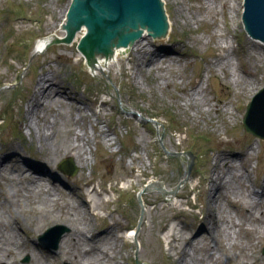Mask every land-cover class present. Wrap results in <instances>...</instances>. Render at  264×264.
<instances>
[{
  "label": "rangeland",
  "instance_id": "rangeland-1",
  "mask_svg": "<svg viewBox=\"0 0 264 264\" xmlns=\"http://www.w3.org/2000/svg\"><path fill=\"white\" fill-rule=\"evenodd\" d=\"M57 1L0 0V156L6 157L5 162L7 161L8 169L11 170L14 169L16 160L21 162L26 169V172L23 171L25 175L32 172V167L43 168L41 171L47 178L42 177L41 183L62 197L63 201L70 200L75 203L76 197L71 190L77 186L84 187L92 207L91 227L89 225L85 232L83 230L84 236L87 232H94L99 238L110 226L116 227L117 223L128 226V230L118 233L122 238L116 240L115 248L108 249V253L112 251L116 255V259L111 260L110 264H120L119 261L124 264H178V255H175L176 250L172 249V246L179 248L186 242L189 247L190 243L187 241L194 242L195 239L204 237L201 223H208L209 199L206 191L210 187L205 179L208 177L209 181L211 180L216 155H225L228 158L237 156L240 161L239 153L244 149L248 150L250 145L253 146L254 149L250 151L254 160L249 165L244 164L242 168L240 161L237 172L239 173L240 169H243L245 174L249 172V179L244 178L248 181L243 183V189L245 187L251 191L254 181H259V188H263V180L260 178L264 175V139L247 132L242 125L246 107L251 99L248 97L246 102L242 103L236 93L230 71L213 66L216 55L222 52L214 47V33L228 38L227 53L230 57L233 56V41L239 45L248 41L258 46L257 52L262 55V59L250 55L246 59L248 67L256 73L254 90L249 93L253 94L264 88V47L252 42L244 29V0H232L237 9L234 22L227 18L229 6L226 3L224 9L222 0H214L216 18H213L210 12L213 0H181L182 13L188 20L191 17L186 26H182L181 21L179 24L175 22L178 6L172 0H163L168 23L171 25L169 38L167 36L163 37L164 40H158L149 37L143 41L152 44L147 46L159 58L178 56L170 51L167 55L168 53L163 51L172 45L178 51H186L179 66L169 70L168 73L175 78L174 85L167 88L157 85L155 73L133 78L132 70L138 63L136 52L133 55L128 52L120 55L115 63L109 66V76L90 71L84 57L78 56L77 44L81 34H78L70 45L57 42L50 44L45 52L38 53L36 44L39 39L51 34L63 37L61 26L65 18L61 20L62 13L59 9L63 10V4L69 5L72 0H61V7ZM202 4L204 6L199 9L198 6ZM212 21L214 23H211ZM156 49L159 51L156 52ZM144 64L147 67V63ZM237 65V59L234 58L233 69L236 70ZM45 71L54 74L53 81L59 86L58 91L54 89V95L59 101L71 103L64 91L66 89L75 92L79 100H85L87 113H94L91 120L85 122V133L90 137L88 148L91 153L87 155L88 165L83 175L72 155L63 152L57 155L50 144L45 150H40L36 135L30 136L27 128H20L26 116L27 100L33 95L34 86ZM195 82L207 87L210 94L206 95L212 103L223 101L219 103L220 112L216 110L210 116H201L194 115L193 108L184 107L183 97ZM227 84H230V87ZM225 104H228V107H225ZM234 104L240 106L241 114L235 112ZM225 109H229L231 114L223 115ZM65 113L69 116L70 127L74 126L73 119L79 114L75 112L72 118L71 108H65ZM61 118L60 116L58 120L61 129L65 130ZM95 122H101L100 127L108 133L110 146L107 147L104 143L101 147L97 143L103 138L99 135L94 137ZM77 131L82 133L79 128ZM14 151H17L19 156L16 160ZM68 158L73 160L77 168L72 176L59 169L60 163ZM188 165H192L190 172ZM14 170L17 172L13 174L19 177V168ZM50 170L57 175L59 173L61 177H48L46 174L51 173ZM237 181L241 180L237 178ZM152 184H158L170 192L174 191L170 197L175 202L174 208L168 206V197L159 189L151 187L146 191L147 186ZM18 188V182L13 184L0 179V199H5L6 202L0 205L2 211L22 224L27 234L34 236L32 243L38 254V248L42 247L48 252L53 264H72L68 258L50 257L57 253L64 237L70 238L71 229L66 219L59 218L56 212L57 218H51L53 220L46 224L47 218L37 214L33 207L38 205L23 197ZM93 188L96 190L91 192ZM231 196L228 192L214 194L212 207L220 206L234 218H239L235 242L249 246L242 248L235 243L236 247L229 251L234 261L228 264H242V261H246L245 264H264V261L257 262L248 258L252 249H256L258 257L263 256L264 239L259 238L254 244L242 239L239 228L247 226L254 229L255 226L248 222L247 217L243 218L241 214L236 216L235 211L229 207L230 204L226 203V198L232 199ZM238 199L240 202L236 203L244 207L246 202ZM154 205H157L156 208ZM263 205L264 203L261 206ZM257 217L262 221L255 220ZM7 219L12 222L8 217ZM252 220L256 226L264 229L263 214L253 212ZM189 223L197 231L193 238L185 227ZM56 225L65 228L64 236L60 239L56 252L48 251L40 245L38 237ZM10 228L6 224L2 226L3 230L9 231ZM217 228L221 231L220 224ZM173 229L177 238H168ZM99 245L102 246V243ZM61 247L64 248L63 244ZM188 247L186 246V253L190 258L193 252ZM27 256L24 254L19 260L29 264L30 259H26Z\"/></svg>",
  "mask_w": 264,
  "mask_h": 264
},
{
  "label": "bare ground",
  "instance_id": "bare-ground-1",
  "mask_svg": "<svg viewBox=\"0 0 264 264\" xmlns=\"http://www.w3.org/2000/svg\"><path fill=\"white\" fill-rule=\"evenodd\" d=\"M161 2L163 3V0H161ZM172 2H174L178 6V17L175 22L179 24L181 21V25L186 26L190 22L191 17H189L190 20H188L184 16L185 14L182 13L181 0H172ZM222 2L225 3L223 4L224 9L226 8V3H228L229 12L227 18L231 22H234V17L237 14L236 5L235 3H233L234 1L232 2V0H222ZM57 3L59 7H61V0H58ZM72 3L73 2H71V4L69 5L63 4V10L59 9L60 13H62L61 20L65 18L64 22L62 23V29L68 16L67 11L68 9L70 11ZM212 4L213 5L211 6L210 12L212 13V17L216 18L217 10L214 0ZM200 6L203 7L204 4L199 5V9ZM211 23H214V21H212ZM51 26H53V24H51ZM77 26L69 40L76 39L77 37H75V34L77 33L81 34V36L83 37L88 32V25L81 23ZM170 32L171 29L168 35L170 34ZM65 34L66 33L63 29L62 36H64ZM230 34H232V32ZM160 36L161 35H159V37ZM213 37L216 39L214 45L215 49L222 51L220 54L216 55L213 66H218L217 68H220L221 70L223 69L230 71V76L234 78L233 81L234 85L236 86L234 87L235 90L237 89L236 93L238 94L239 99L242 103H245L248 97L250 99L254 98L257 95V92L251 94V91L254 90L253 88L256 84V73H254L248 67V62L246 59L249 55L252 57H257L258 59H262V55L257 52L259 47L251 44L248 41H245L242 45H237L235 48L232 46L231 54L233 56L230 57L227 53L228 38L225 36H220L216 33L213 34ZM55 38L62 37H59L57 34H51L40 40L37 45L38 51L40 49V46L48 44L50 41L53 42ZM251 41L255 42L256 44L259 43L261 45H264L263 42L257 39H252ZM132 44V47H129L127 49L118 48L115 49V51L113 50L114 52H109L110 56H108V58L107 54L102 55L103 52H101V54H99L98 56L100 63L104 68H109V66L115 63L114 61H116V59H118L120 55L124 54L125 51L128 53H132V55L134 52H136L138 63L132 70V72L134 73V79L136 78V76H138V78H142L146 74L150 75L155 73L154 79L158 86L166 88L173 86V78H175V76L168 72L170 69H173L174 66H179V63L184 58V54H186V51H178V49L175 48L174 45H172V47L170 48H164L165 50L163 51H166V53H168L167 55H169L170 53H175L178 56L170 55L159 58L158 55L152 52L151 48L147 46V44L152 45L150 42L146 43L143 41V39H141L138 41H133ZM238 47H240L238 50V54L235 55L234 51ZM45 51L46 50L39 52L42 53ZM155 51L158 52L159 50L156 49ZM112 52L113 54H111ZM192 55L195 56L194 54ZM144 58H146V60ZM234 58L237 59L239 65V68L237 65V69L241 73L238 72L237 69H233L232 65ZM144 63H147V67ZM210 64H212V62ZM53 75V73L48 74V72L45 71L42 73L40 80H38V82L35 84L34 93L30 97V99L27 100L26 116L23 119L20 128H27L30 136H32L33 134L36 135V137L38 138L37 140L40 143V150H45L47 145L50 144L53 145L52 149L54 150V152H57V155L62 152L64 154L72 155L75 158V164L80 167L81 175H83V173L85 172V168L88 165L87 155L88 153H91L88 148L91 142L89 139V135L85 133V122L91 120V116L94 115V113H92V115L87 113L88 107L87 104L84 103L85 100H79L80 98L75 92L67 91L66 89L64 91V93H67V98H69L71 103H63L62 101H59L54 95V89L58 91L59 86L53 81ZM197 83L200 84L199 82H195L192 86V89H187L186 94L183 97V100L185 102L184 107L193 108V110L195 111L194 115L201 116H210L211 113L216 110L220 112L221 108L219 106V103H223V101L219 100L218 103H212L211 99L208 97L210 93L207 87L202 84L198 85ZM227 85L230 87V84ZM225 107H228V104H225ZM65 108H71L70 116L72 118L74 117L75 112L79 114L76 118L73 119L74 126L70 127L69 116L65 113ZM233 109L237 114H241L240 106H235L234 104ZM47 111H49L50 113H47ZM229 111V109H225L222 114L227 115V113H230ZM60 116L62 117L60 119L62 121V125L66 127L65 130L61 129L60 122L58 120ZM33 123L36 126L35 131L33 130ZM100 123L101 122H95L94 124L93 131L97 133H95L94 137L96 138V135L101 136L103 139L101 141H97V143L101 147H103L105 143L108 147L111 145V139L108 137V133L100 127ZM77 128H79L82 133L77 131ZM57 136H59V138ZM253 149L254 147L250 145L248 150L244 149L242 153H239V155H241V168L244 164L249 165L254 160V158L252 157L253 153L250 151ZM17 153V151H14V154L16 155L14 156L15 160L18 159L17 157H19ZM5 159L6 157L0 156V179L4 181L7 180L13 184L18 182L20 186V188H18V191L22 193L23 197L38 205H34L33 207L37 210V214H42L45 219L47 218V220L45 221L46 224H48L49 221L53 220L51 218H57L55 214L56 212L58 213L59 218L66 219V222L71 229L69 235L70 238H63L62 243L59 247L60 254L57 256L58 258H68L70 263L72 262V264H110L111 260L116 259V255L112 253V251L108 253V249H114L116 240L122 238L120 234H117L119 225L115 228L113 227V225L110 226L99 238H96L93 234V240L91 242L85 240L84 232L89 225L91 227L90 210L92 209V207L91 201H88L87 199L88 192L85 191L87 194L85 193L84 197L79 196V200L75 198V203L70 202V200L63 201L62 197L54 194V191H52V189L44 186L41 183L43 173L40 167H32V172L28 175H25L23 171L26 172V169L21 162L16 160L14 169H16V167L19 168L20 172H18L20 176L18 177L17 175L13 174V172L17 171H15L14 169H8L7 161L5 162ZM238 161L239 159L237 156H234L232 158H228L225 155L215 156L214 170L211 180L209 181L208 177L205 179L206 184H208L210 187H208L206 191L209 199V206L207 210L208 223L205 221L204 224L201 223L202 228L205 232L204 237L202 239H195L194 242L187 241L188 244L190 243L189 247L186 242L183 243L179 248H175L172 246V249L176 250L175 255H178V264H228L234 261V257L229 255V251L234 246L236 247V227L240 223V220L238 217V219L234 218L231 213H228L227 210H224L220 206L212 207V201L215 198L214 194L221 195L225 192L232 194V199L230 197L226 198V203H229L231 205V207L236 212V216H240L241 214L243 218L247 217L248 222L255 226L254 229L248 228L247 226H241L239 228V231H241L242 234V239H244V241H247L249 243L253 242L252 244H254L257 239H264V229L261 226H256L253 223L254 221L252 220L253 212L261 213L264 215V205L263 207L261 206L262 203H264V175L263 181L261 182L263 186L261 192H256L254 187H252L251 191L245 187L243 189V183H246L248 181L244 178H248L247 175H249V172L245 174L243 169H240L238 173L237 169L240 165V161L239 164ZM51 171L52 170H50L49 172ZM237 178L241 181H237ZM152 186L164 191L167 197L174 194L173 192H170L169 190L159 186L158 184H152ZM259 189L261 190V188ZM93 190L96 189L93 188L91 192H93ZM77 192L80 193V189L77 190ZM78 193L76 194L77 196ZM176 198H178L177 195ZM238 198H241L246 202L245 204L242 202L244 204V207L242 204L236 203L237 201H239ZM154 206L156 208L157 205ZM168 206L174 208L175 203L170 202ZM5 214L6 213L3 212L0 208V264H19L18 259L24 254L30 255L29 264H49L46 257H40L37 253H35L34 249L28 245L29 237L27 236L23 228L24 226ZM6 216L12 222H10ZM256 219H258L259 222L262 221L258 217L255 218V220ZM4 224L8 225V227H11L9 231L2 229V226H4ZM219 224L221 225V231H219L217 228ZM185 227L190 230V224H186ZM195 234H197V231H195ZM190 237L193 238V235H190ZM168 238H177L174 229L170 232ZM99 243H102V246L99 245ZM62 244L64 248L61 247ZM237 245L242 248L249 246V244L239 242ZM186 246L188 247V249H190L191 252H193V255L190 256V258L187 256ZM66 251L69 252V254ZM248 258H252L257 262L264 261V256H257L256 249L250 250ZM119 263L122 264L121 261H119ZM245 263L247 262L242 261V264Z\"/></svg>",
  "mask_w": 264,
  "mask_h": 264
},
{
  "label": "water",
  "instance_id": "water-1",
  "mask_svg": "<svg viewBox=\"0 0 264 264\" xmlns=\"http://www.w3.org/2000/svg\"><path fill=\"white\" fill-rule=\"evenodd\" d=\"M246 19L252 34L264 40V0H247ZM81 23L88 25V36L83 38L81 48L90 62H93L96 51H103L102 55L109 54L118 49L115 47L128 46L142 34L144 35L141 39L153 37L154 27L157 28L153 29L154 31L162 34L164 20L159 0H73L63 27L67 35L64 41L70 39L76 26ZM149 31L151 33L147 36L145 32ZM62 38L58 43L66 45ZM79 41L80 39L78 43ZM78 56L82 55L78 52ZM93 72L109 76V69L102 66L98 57L94 63ZM253 109H259L260 112L255 116V122L250 124L248 130L257 136L264 137V90L255 97L248 108L247 126ZM191 168L192 165H189V172ZM60 169L70 175H74L77 170L72 159H65L60 164ZM59 239L60 237L55 240L54 246H57Z\"/></svg>",
  "mask_w": 264,
  "mask_h": 264
}]
</instances>
